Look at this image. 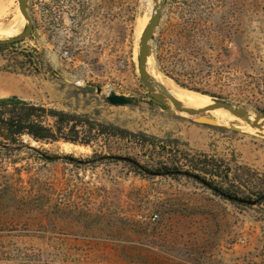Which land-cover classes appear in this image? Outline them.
I'll use <instances>...</instances> for the list:
<instances>
[{
	"label": "rangeland",
	"instance_id": "374dc122",
	"mask_svg": "<svg viewBox=\"0 0 264 264\" xmlns=\"http://www.w3.org/2000/svg\"><path fill=\"white\" fill-rule=\"evenodd\" d=\"M159 1L150 43L157 70L181 89L264 119V0ZM152 4L29 0L32 34L0 46V99L80 115L72 135L90 142L24 136L0 148V264H264V132L152 98L138 68ZM18 16L19 0H4L0 26ZM23 19L20 33L0 40L24 32ZM111 91L150 107L112 105ZM200 116L218 125L195 122ZM97 123L107 129L91 131ZM110 127L123 133L111 136ZM194 168L253 203L187 176L158 175Z\"/></svg>",
	"mask_w": 264,
	"mask_h": 264
},
{
	"label": "trees",
	"instance_id": "16d2710c",
	"mask_svg": "<svg viewBox=\"0 0 264 264\" xmlns=\"http://www.w3.org/2000/svg\"><path fill=\"white\" fill-rule=\"evenodd\" d=\"M47 71L52 74H56L55 70L49 64L47 65ZM202 93L210 95L214 99H219L215 95L203 91ZM50 119H54V124L49 123ZM83 119L84 117H81L80 115H71L65 112H60L58 110L47 109L32 102L19 99L18 97L1 98L0 148L22 142V138L24 136H29L39 143H54L61 140H64L66 142L80 143L81 141L79 142V140L72 134L76 133L78 135L76 129L79 125H81ZM73 121H76V123L72 125ZM95 127L98 128L91 127V131L93 129H98V132L101 133L104 131V129H107V126H104L100 123H97ZM110 129L111 132L109 134L111 136H121V134L123 133L120 132L117 127H110ZM81 143L86 145L90 144V142L88 141ZM209 171L210 170H206L204 172V170H201V172H203L204 174H208ZM185 172L190 173V175H198L203 181H206L212 187L217 188L215 185V181L207 180V178L203 176V173L198 172V168H194L193 171ZM172 177L176 178L175 176ZM187 177L193 178L191 176ZM238 190L239 188L234 190V193L231 194L232 192L228 189L226 193L236 196L235 192H238ZM260 196L264 198V193Z\"/></svg>",
	"mask_w": 264,
	"mask_h": 264
},
{
	"label": "water",
	"instance_id": "95a60500",
	"mask_svg": "<svg viewBox=\"0 0 264 264\" xmlns=\"http://www.w3.org/2000/svg\"><path fill=\"white\" fill-rule=\"evenodd\" d=\"M28 1L29 0H19L20 3V12L22 16L25 18V20L28 22V26L24 32L16 36L15 38L8 39V40H0V46H8L15 44L17 42L22 41L23 39L29 37L33 30H34V22L33 19L29 13L28 10ZM155 10L154 13L152 14V18L150 20V23L148 26L145 28L143 31L141 41H140V50H139V59H138V68H139V74L144 82V84L147 86L150 95L152 96L153 99L157 101H163L166 97L169 98L179 109L184 110L185 112H188L190 114H195V115H202L204 113H209L212 111H216L218 109H226L228 110L231 114L244 118L248 124H250L254 128H260L263 126L264 122L258 123V121L252 122L249 119V114L246 110L240 109V108H235L232 104L223 102V103H218L216 105L208 106L206 108H203L201 110H192L190 108H185L181 107L178 105L179 99L171 96L170 94L166 93L165 91H162V96H160L157 92L156 89L158 87L163 88V86L155 81L149 74H148V68H147V63L148 60L150 59L151 55V48H150V43L152 41V37L154 35L155 30L157 29L158 25L160 24V19L162 16V11L164 8V2H160L159 0H155ZM81 88L85 91L97 94L99 96H104V91L100 87L92 86V85H86V86H81ZM106 101L112 105L116 106H126V107H138V108H147L150 107V103L142 101V100H137L135 98H130L127 96H124L122 94H119L116 91H111L106 97ZM195 122L199 124H206L210 126H217L218 122L213 119L209 118L207 116H200L199 118L195 119ZM118 160L121 161H130L129 158L127 157H117ZM136 164V163H135ZM158 175H166V176H191L194 179H196L199 182H202L205 186L211 187L206 181H203L198 175H190V173L185 172V171H167L164 173H159ZM215 192L219 193L221 196L227 198L230 201H234L237 203L241 204H252L253 202L251 200H247L244 198H240L237 196H233L231 194H227L225 192H222L219 189L214 188Z\"/></svg>",
	"mask_w": 264,
	"mask_h": 264
},
{
	"label": "bare ground",
	"instance_id": "6f19581e",
	"mask_svg": "<svg viewBox=\"0 0 264 264\" xmlns=\"http://www.w3.org/2000/svg\"><path fill=\"white\" fill-rule=\"evenodd\" d=\"M4 0H0V7H2ZM152 7H155V2L153 0ZM154 13V9L153 12ZM24 17L18 16L16 19H14L12 22L6 25L0 26V37L4 36H12L16 35L21 32L23 26H24ZM139 34L141 33V28L138 30ZM148 68V74L158 83H160L163 88L158 87L159 90L165 91L166 93L170 94L171 96H174L179 99L178 105L185 108H190L192 110H201L203 108H206L208 106L216 105V103L212 98L201 95L199 93H195L192 91L184 90L179 87H177L174 82L168 78H166L163 74H161L157 68L155 67L154 62L150 58L147 63ZM215 118L222 122L226 121H239V122H245L248 124V122L241 117L232 115L228 110L226 109H218L216 111L210 112ZM250 121L255 122L253 116H249ZM264 122V119H259L258 123ZM250 125V124H248ZM251 126V125H250ZM254 128V127H253ZM256 130H259L261 132H264V124L260 128H254Z\"/></svg>",
	"mask_w": 264,
	"mask_h": 264
}]
</instances>
